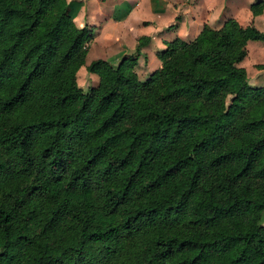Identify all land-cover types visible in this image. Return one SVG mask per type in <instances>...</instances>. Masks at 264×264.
Returning a JSON list of instances; mask_svg holds the SVG:
<instances>
[{
  "label": "trees",
  "instance_id": "obj_1",
  "mask_svg": "<svg viewBox=\"0 0 264 264\" xmlns=\"http://www.w3.org/2000/svg\"><path fill=\"white\" fill-rule=\"evenodd\" d=\"M89 36L67 0H0V264H264V85L239 64L264 31L204 24L142 80L141 36L82 88Z\"/></svg>",
  "mask_w": 264,
  "mask_h": 264
},
{
  "label": "crops",
  "instance_id": "obj_2",
  "mask_svg": "<svg viewBox=\"0 0 264 264\" xmlns=\"http://www.w3.org/2000/svg\"><path fill=\"white\" fill-rule=\"evenodd\" d=\"M70 15L76 26H85L90 34L86 44L90 60L94 58H118L133 51L139 37L148 40L139 48L132 69L140 80L159 67L157 53L165 49L166 43L179 37L192 39L206 24L217 27L226 17L238 23L253 24L264 31V7L252 14L249 5L255 0H67ZM175 15L178 18L175 20ZM264 48L263 40H247ZM86 59V57H84ZM264 62V57L258 59ZM88 63V62H87ZM84 63L83 64H87ZM264 85V70L259 73ZM98 77L89 74V85H95Z\"/></svg>",
  "mask_w": 264,
  "mask_h": 264
},
{
  "label": "rangeland",
  "instance_id": "obj_3",
  "mask_svg": "<svg viewBox=\"0 0 264 264\" xmlns=\"http://www.w3.org/2000/svg\"><path fill=\"white\" fill-rule=\"evenodd\" d=\"M262 56L264 57V48H258L255 44H249L248 53L239 62V64L243 66L246 70L247 81L250 86L257 85L256 84L257 79L259 81V84H261L259 80L260 79L259 73L264 69L257 67V64L264 63V62H259L258 60L261 59ZM85 57L86 59L84 58V63L89 62L90 61L89 54H86ZM89 74H91V72H87L85 70V64H82L78 68V70L76 71V82L80 87L85 88L91 83V81H89ZM259 222L264 224V210H262L259 214Z\"/></svg>",
  "mask_w": 264,
  "mask_h": 264
}]
</instances>
